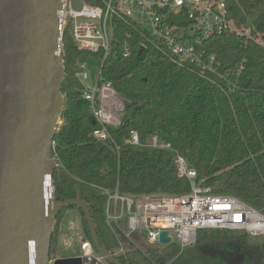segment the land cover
<instances>
[{"label":"trees","instance_id":"obj_1","mask_svg":"<svg viewBox=\"0 0 264 264\" xmlns=\"http://www.w3.org/2000/svg\"><path fill=\"white\" fill-rule=\"evenodd\" d=\"M222 1L235 31L205 47L215 56L216 73L227 76L225 81L178 64L151 47L138 54L142 38L133 27L115 21L101 79L123 100L119 125L108 128L118 153L108 140L92 136L98 125L76 78L87 55L77 50L68 30L64 33L63 108L52 138L56 159L50 177L51 207L72 199L84 203L98 243L109 254L117 250V243L104 222V192L112 193L117 186L121 195L188 193L187 181L177 178L173 153L195 170L197 184L264 213V0ZM125 44L131 52L128 58H123ZM130 131L141 143L157 136L173 153L129 145ZM67 209L79 212L90 242L82 211L65 208L50 227L49 260ZM115 259L120 264H262L264 241L253 244L243 233L203 230L195 245L182 253L175 243L145 251L126 243L124 255Z\"/></svg>","mask_w":264,"mask_h":264},{"label":"built area","instance_id":"obj_2","mask_svg":"<svg viewBox=\"0 0 264 264\" xmlns=\"http://www.w3.org/2000/svg\"><path fill=\"white\" fill-rule=\"evenodd\" d=\"M93 1L81 0L79 9H73L71 0H65V11L59 15L65 21L77 50L92 58V66L97 68L90 82L86 57L76 73L82 100L98 125L92 136L98 141L108 140L116 153L119 148L108 128L119 125L123 100L110 83L101 79L103 64L111 50L115 21L137 31L145 44L140 47L143 50L151 47L178 64L185 63L201 73L216 74L219 79L226 80V75L216 73L215 56L205 47L212 39L235 31L222 0ZM130 55V48L125 44L123 58ZM60 123L58 121L55 131ZM128 143L133 147L173 153L168 143L160 142L154 135L141 143L138 134L130 131ZM54 148L52 140V153ZM55 159L53 155L51 160ZM173 160L177 178L189 184L190 191L186 194L121 195L117 186L112 193L104 192V222L117 243L113 256L124 255L126 243L143 251L141 245L134 243L133 236L143 242L145 248L157 249L175 243L179 253L193 247L197 233L203 230L243 233L250 238L264 237L263 212L236 198L213 194L209 187L196 183V172L183 157L173 153ZM160 232L168 234L167 245L160 244Z\"/></svg>","mask_w":264,"mask_h":264},{"label":"water","instance_id":"obj_3","mask_svg":"<svg viewBox=\"0 0 264 264\" xmlns=\"http://www.w3.org/2000/svg\"><path fill=\"white\" fill-rule=\"evenodd\" d=\"M80 1L71 0L72 8ZM65 8V0H0V264H49L51 224L72 206L84 215L97 258L84 253L51 264H120L99 245L84 203L51 207V141L63 108L66 25L59 14ZM159 242L169 243L166 232Z\"/></svg>","mask_w":264,"mask_h":264},{"label":"rangeland","instance_id":"obj_4","mask_svg":"<svg viewBox=\"0 0 264 264\" xmlns=\"http://www.w3.org/2000/svg\"><path fill=\"white\" fill-rule=\"evenodd\" d=\"M93 63L94 60L87 57V73L90 82H92L97 70L96 66H92ZM57 230V237L52 245V251L50 253L51 260H49V264L55 259L82 257L84 255L83 251L89 250L85 243L87 238L83 229L82 218L76 209H67L64 211ZM263 241L264 237L250 238V242L253 244H261ZM138 243L141 245L140 247L143 251H145L146 248L144 243L141 241ZM88 256L97 258L96 254H93L92 252H90ZM103 262L105 263L104 260ZM262 264H264V261Z\"/></svg>","mask_w":264,"mask_h":264},{"label":"flooded vegetation","instance_id":"obj_5","mask_svg":"<svg viewBox=\"0 0 264 264\" xmlns=\"http://www.w3.org/2000/svg\"><path fill=\"white\" fill-rule=\"evenodd\" d=\"M85 243L87 244L88 248L90 249V252L95 254L93 248L91 247V243L89 241H86ZM83 253H85V252L83 251Z\"/></svg>","mask_w":264,"mask_h":264},{"label":"crops","instance_id":"obj_6","mask_svg":"<svg viewBox=\"0 0 264 264\" xmlns=\"http://www.w3.org/2000/svg\"><path fill=\"white\" fill-rule=\"evenodd\" d=\"M134 240H135V242H134V243H135L136 245H140V244L138 243V242H139V240H138V238H137L136 236H135V239H134Z\"/></svg>","mask_w":264,"mask_h":264},{"label":"bare ground","instance_id":"obj_7","mask_svg":"<svg viewBox=\"0 0 264 264\" xmlns=\"http://www.w3.org/2000/svg\"><path fill=\"white\" fill-rule=\"evenodd\" d=\"M85 252V254H90V249L89 250H87V251H84Z\"/></svg>","mask_w":264,"mask_h":264}]
</instances>
